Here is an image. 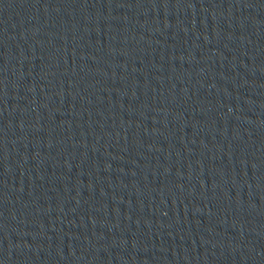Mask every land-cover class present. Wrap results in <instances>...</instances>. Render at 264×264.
Here are the masks:
<instances>
[{
  "label": "water",
  "instance_id": "95a60500",
  "mask_svg": "<svg viewBox=\"0 0 264 264\" xmlns=\"http://www.w3.org/2000/svg\"><path fill=\"white\" fill-rule=\"evenodd\" d=\"M0 264H264V0H0Z\"/></svg>",
  "mask_w": 264,
  "mask_h": 264
}]
</instances>
